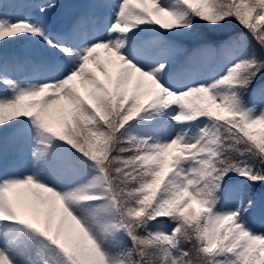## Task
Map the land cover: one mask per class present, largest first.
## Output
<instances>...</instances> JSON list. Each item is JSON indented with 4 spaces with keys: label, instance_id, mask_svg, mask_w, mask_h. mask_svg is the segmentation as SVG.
<instances>
[{
    "label": "snow or ice",
    "instance_id": "obj_1",
    "mask_svg": "<svg viewBox=\"0 0 264 264\" xmlns=\"http://www.w3.org/2000/svg\"><path fill=\"white\" fill-rule=\"evenodd\" d=\"M59 7L0 0V264H264V0Z\"/></svg>",
    "mask_w": 264,
    "mask_h": 264
},
{
    "label": "rangeland",
    "instance_id": "obj_2",
    "mask_svg": "<svg viewBox=\"0 0 264 264\" xmlns=\"http://www.w3.org/2000/svg\"><path fill=\"white\" fill-rule=\"evenodd\" d=\"M55 2L58 5H60V7L55 10L54 15L67 11V9L65 8L66 5L77 4L75 0H55ZM113 2H115V0H113ZM9 10L10 8L5 9V11L7 12H9ZM9 13L14 14L15 10L13 9L12 12H9ZM27 164H28V161H27V158H25V161L22 163V167H27Z\"/></svg>",
    "mask_w": 264,
    "mask_h": 264
},
{
    "label": "trees",
    "instance_id": "obj_3",
    "mask_svg": "<svg viewBox=\"0 0 264 264\" xmlns=\"http://www.w3.org/2000/svg\"><path fill=\"white\" fill-rule=\"evenodd\" d=\"M236 27L239 29V26L238 25ZM239 30L243 31V29H239ZM189 46L191 47V45H189Z\"/></svg>",
    "mask_w": 264,
    "mask_h": 264
}]
</instances>
